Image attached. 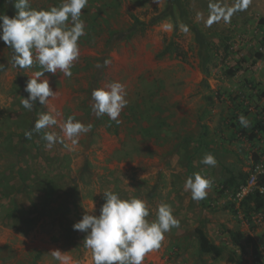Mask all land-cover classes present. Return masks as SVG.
<instances>
[{"label": "rangeland", "instance_id": "374dc122", "mask_svg": "<svg viewBox=\"0 0 264 264\" xmlns=\"http://www.w3.org/2000/svg\"><path fill=\"white\" fill-rule=\"evenodd\" d=\"M166 1L88 0L72 75L46 72L57 95L48 105L37 100L32 110L21 104L29 94L17 74L28 81L42 69L37 63L13 67L11 48L0 41V264H93L83 243L86 233L73 230V224L86 213L99 215L105 190L143 199L150 221L157 205L167 203L179 221L143 264H264V209L249 221L236 191L221 193L230 172L253 170L254 155L264 164V134L252 141L232 126L234 119L240 125L241 114L250 122L245 128L264 121V0H248L247 6L245 0H183L188 16L177 15V26L168 17L107 45L112 31L127 29L136 16L148 20ZM60 3L30 0L37 10ZM192 24L205 37L202 49ZM169 38L188 51V60L161 53ZM199 54L210 55L205 71ZM105 60L111 63L96 67ZM114 81L127 91L119 123L107 115L97 118L91 109L93 89ZM49 107L58 124L35 132L36 120ZM69 117L92 126L75 145L59 126ZM45 132L57 135L51 148L45 146ZM205 153L214 155V167L201 163ZM257 165L258 175L263 166ZM194 172L212 181L199 201L184 189ZM198 227L226 250L201 252ZM230 229L252 237L259 253L253 254L245 238L234 244Z\"/></svg>", "mask_w": 264, "mask_h": 264}, {"label": "clouds", "instance_id": "9594fccd", "mask_svg": "<svg viewBox=\"0 0 264 264\" xmlns=\"http://www.w3.org/2000/svg\"><path fill=\"white\" fill-rule=\"evenodd\" d=\"M6 2H11L16 12L11 18L0 14V41L13 50V67L28 69L37 63L42 69L28 79L24 91L29 95L21 100V104L28 110H32L37 100L41 105H48L57 91L50 88L45 73L56 74L59 70L66 77L72 75L71 69L80 56L78 41L85 35V23L81 16L88 0H61L59 6L46 10L32 8L30 0ZM247 3L248 0H245V6ZM110 63V60H105L103 65L98 63L96 67H106ZM126 96V86L117 81L93 89L92 112L97 118L107 115L119 123L118 117L128 103ZM54 111L49 107L47 112L41 113L33 130L39 133L42 129L56 126L58 121ZM238 119L241 126H249L250 122L243 114ZM59 126L63 136L73 145L78 143L77 138L81 134L90 132L92 127L74 117H69ZM31 136L32 131L25 132L26 138ZM43 139L45 146L51 148L57 142V135L45 132ZM201 163L214 167L217 161L213 154L205 153ZM211 184L210 179L194 172L186 178L184 189L191 193L193 200L199 201L206 198ZM102 193L104 203L99 215L86 213L73 224V230L86 233L83 243L91 250L93 264H143L145 255L161 246L164 234L179 226L167 203L157 205L156 218L150 221L147 219L149 207L143 199L121 198L110 190ZM53 253L57 259L60 258L59 250Z\"/></svg>", "mask_w": 264, "mask_h": 264}, {"label": "trees", "instance_id": "16d2710c", "mask_svg": "<svg viewBox=\"0 0 264 264\" xmlns=\"http://www.w3.org/2000/svg\"><path fill=\"white\" fill-rule=\"evenodd\" d=\"M3 13L8 15L10 18L15 15V8L13 7L11 2H3ZM177 15L181 18H186L188 16L187 9L184 5L183 0H167L166 4L163 9L159 12L153 14L148 20H142L139 17L134 18V22L125 30L119 31L114 30L110 33L109 38L107 40V45L113 46L114 43L117 41H123L131 39L132 37L136 36L139 33H142L146 28L159 23L160 21L171 17L175 20V24L177 26ZM192 29L194 31V39L199 49H202L207 45L205 41L204 35H202L200 29L192 24ZM10 55L12 57L13 50H10ZM162 54L166 55H174L178 58H182L183 60H188V51L175 39L169 38L165 40L164 47L162 49ZM210 55H206L205 57L199 54V57L202 58L200 64L203 71L207 70V62H210ZM207 73V72H206ZM17 82L20 86H22L23 93L27 94L24 91L25 85L27 83L24 73L18 72L17 74ZM35 111V108H34ZM234 123L232 126L236 128V133L244 135L249 138V140H255L258 136V133L264 134V121L258 120L252 128H245L241 125L238 126L237 119H234ZM31 131V129L29 130ZM255 165L253 170L250 171H239L238 173H232L226 176L222 184V191L221 193H225L226 191H237L242 186H245L250 176L254 171V168L257 164H263L261 159L258 155H254ZM263 173H259L257 176V183L256 187L252 188V190L244 196L241 201L240 208L244 213L246 219L251 221L252 217L260 213L264 209V164H263ZM196 236L198 238L199 248L200 251L203 253H214L216 255H221L225 250L226 247L222 245H218L212 242L209 237L207 236L206 232L203 228H196L195 229ZM228 233L234 242V244L238 245L240 242L245 238L244 233L240 231L228 230ZM247 245L252 249L253 254L257 255L259 253L260 244L257 243L252 237L245 238ZM262 264L261 261H259Z\"/></svg>", "mask_w": 264, "mask_h": 264}, {"label": "built area", "instance_id": "2783aa9c", "mask_svg": "<svg viewBox=\"0 0 264 264\" xmlns=\"http://www.w3.org/2000/svg\"><path fill=\"white\" fill-rule=\"evenodd\" d=\"M257 166H260V165H256L255 166V168H254V171L255 172H253L252 174H251V178H250V181L249 182H247L246 183V185L245 186H242L240 189H238L237 191H236V196L242 201V199L244 198V196H246L251 190H252V188H254V187H256L257 185H256V181H257V170H256V167ZM262 166H263V164H262ZM256 174V175H255ZM256 180V181H255ZM252 182H253V186H252ZM255 182V183H254ZM262 190H264V187H262Z\"/></svg>", "mask_w": 264, "mask_h": 264}]
</instances>
